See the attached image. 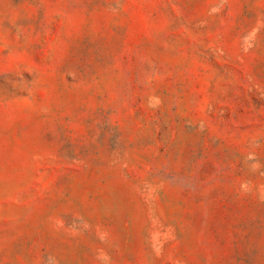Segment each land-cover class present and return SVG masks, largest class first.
Returning a JSON list of instances; mask_svg holds the SVG:
<instances>
[{
  "label": "rangeland",
  "instance_id": "1",
  "mask_svg": "<svg viewBox=\"0 0 264 264\" xmlns=\"http://www.w3.org/2000/svg\"><path fill=\"white\" fill-rule=\"evenodd\" d=\"M0 264H264V0H0Z\"/></svg>",
  "mask_w": 264,
  "mask_h": 264
}]
</instances>
